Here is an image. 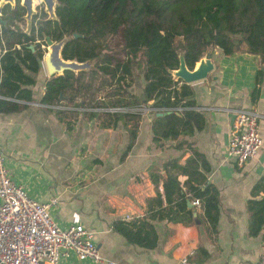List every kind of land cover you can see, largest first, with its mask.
Segmentation results:
<instances>
[{
  "label": "crops",
  "instance_id": "0c3cea01",
  "mask_svg": "<svg viewBox=\"0 0 264 264\" xmlns=\"http://www.w3.org/2000/svg\"><path fill=\"white\" fill-rule=\"evenodd\" d=\"M206 53L212 70L206 78L188 84L194 91L196 106L201 108L196 110L198 124L190 135L167 139L162 147L153 142L152 112L143 115L128 150L127 129L121 124L114 129L100 128L81 110L72 111L76 117L69 128L49 109L26 105L19 111L0 112V149L11 179L37 201L56 198L50 213L58 226L82 224L92 231L105 259L101 263L80 259L69 251L61 256L60 264H264V230L249 235L247 211L253 187L264 179V67L260 55L245 47L229 54L212 47L203 57ZM88 63L87 69L93 66V62ZM198 63L186 66L192 70ZM259 69L263 78L257 84ZM72 74L78 81L73 89L66 90V95L73 103L62 101L70 106L120 101L128 93L143 99V79L137 90L132 84L125 87L127 93L119 99L114 90L106 95L92 90L91 80L85 83V69ZM47 78L41 67L32 87L34 101L40 100ZM102 80L105 82L103 76ZM255 87L259 92L252 100ZM237 108H254L263 115L259 123L263 144L242 166L227 154L233 110ZM184 141L202 153L210 165L208 182L219 193L217 233H208L200 210L194 207L196 220L190 224L151 220L157 239L154 248L129 243L113 229V223L145 216L146 200L163 191L162 180L153 182L150 174L163 175L162 165L171 158H180L184 163L191 155V149L180 144ZM178 179L183 182L186 176L179 175ZM263 195L260 191L257 197Z\"/></svg>",
  "mask_w": 264,
  "mask_h": 264
},
{
  "label": "trees",
  "instance_id": "16d2710c",
  "mask_svg": "<svg viewBox=\"0 0 264 264\" xmlns=\"http://www.w3.org/2000/svg\"><path fill=\"white\" fill-rule=\"evenodd\" d=\"M0 95L22 101H33L32 87L41 70L43 51L36 48L34 42L46 37L61 40L70 32L62 48L64 60L75 59L78 62L94 61L91 71L107 78L119 73L130 75L133 66L142 70L144 81L143 99L128 93L122 100L102 103L123 104L125 106L149 105L156 108H168L167 113L156 115L151 122L153 142L162 147L167 139L178 135H190L198 124L196 110L176 111L177 106H196L194 91L188 84L175 80L172 71L179 66V54L190 68L203 56L209 47L221 50L225 54L241 48L259 54L264 67V0H55L54 18L42 15L34 20L29 39L23 50L17 42L23 38L22 30L16 26L24 19L21 6L6 3L0 7ZM80 34L78 37L73 36ZM119 35L126 58L120 59L106 49V40ZM70 36V37H69ZM263 78V71L257 70L256 83ZM77 76L66 71L61 76H51L45 80L40 102L59 104L73 103L66 90L73 89ZM126 83V82H125ZM129 86L128 84H126ZM123 92V91H122ZM259 92L255 87L251 98ZM121 95H116L121 98ZM61 96L63 98H61ZM67 104V105H68ZM26 105L7 99H0V112L19 111ZM78 106V105H74ZM58 120L67 128L72 124V110L55 111ZM100 128H116L121 124L129 133L127 150L137 136L143 114L140 112H92ZM191 149V155L184 163L180 158H171L162 165L164 174L151 173L153 182L162 180L163 191L157 192L146 200L145 216L131 220H117L113 229L129 243L145 248L157 245L156 234L151 220L166 219L172 223L190 224L195 219L188 201H198L196 211L208 226V233H217L219 217V193L208 182L210 165L204 155ZM179 175L186 176L180 182ZM264 179L252 189L247 201L249 213L248 233L257 235L264 230Z\"/></svg>",
  "mask_w": 264,
  "mask_h": 264
},
{
  "label": "built area",
  "instance_id": "2783aa9c",
  "mask_svg": "<svg viewBox=\"0 0 264 264\" xmlns=\"http://www.w3.org/2000/svg\"><path fill=\"white\" fill-rule=\"evenodd\" d=\"M41 67L45 68L42 61ZM2 98L53 111L81 110L82 113L88 114L140 112L144 115L169 110L144 104L125 106L113 103L108 105L95 103L81 105L78 108L62 102L46 104L34 100L5 98L0 95V99ZM173 109L178 112L183 109L200 110L201 108L177 106ZM233 111L234 118L229 131L227 154L237 166H242L257 154L263 144L259 131V123L263 115L254 108H237ZM4 159L0 149V264H60L61 256L69 251L74 252L80 259L89 258L100 263L105 261L100 255L92 231L82 224L59 227L50 213V207L55 205L56 198L48 202L31 198L21 185L11 179L5 168ZM193 204L198 205V201H193ZM106 264L114 263L106 261Z\"/></svg>",
  "mask_w": 264,
  "mask_h": 264
},
{
  "label": "water",
  "instance_id": "95a60500",
  "mask_svg": "<svg viewBox=\"0 0 264 264\" xmlns=\"http://www.w3.org/2000/svg\"><path fill=\"white\" fill-rule=\"evenodd\" d=\"M11 1V0H10ZM12 3V2H9ZM46 7L48 11H52L54 2L53 0H45ZM27 8V18H29L30 14L32 13V9L30 4H26ZM0 23L5 24L6 22L1 19L0 16ZM80 34L75 33L73 36L78 37ZM67 38H62L58 42H54L49 37H46V44L49 46V51L47 54L42 58V62L44 64L45 70L49 77L51 76H61L66 71H70L76 73L80 70H84L89 65L87 62H78L75 59L73 60H64L61 57V51L63 46L65 45ZM31 49L33 48V44L30 45ZM213 65L210 60V56L208 53L205 56L199 59L198 65L190 70L187 68L185 59L182 53L179 54V66L176 70L172 71L173 78L175 80L179 79L182 83L191 84L197 81H200L206 78L207 74L212 70ZM62 98V96H61ZM165 112H158L156 115L161 116L166 114ZM188 206L190 208H194V204L188 201ZM194 211V209H193Z\"/></svg>",
  "mask_w": 264,
  "mask_h": 264
},
{
  "label": "rangeland",
  "instance_id": "374dc122",
  "mask_svg": "<svg viewBox=\"0 0 264 264\" xmlns=\"http://www.w3.org/2000/svg\"><path fill=\"white\" fill-rule=\"evenodd\" d=\"M53 2H54V6H53L52 11H48V9L46 8V3L42 2V6H43L42 16L44 18L48 19V18H54L55 17V14H54L55 0H53ZM3 4H5L4 0H0V7ZM31 24H32V21L30 19H27L26 17L21 22L16 23V26H18L22 30V34H23V38L17 42V46L20 50H23L27 43H30V45L32 44V42L29 39H26V37L29 36V34H30L29 32L31 29ZM68 35H71V33L70 32L65 33L64 34L65 38ZM54 42H58V40H55ZM105 43H106L105 44L106 49H104V51L107 50L109 52H113L116 56H118V58H120L122 60L126 58L125 52L122 49L121 39H120L119 35H115V36L108 38ZM35 44L37 45L36 48H40L43 51V53H45L44 51H46V54H47V52L49 51V46L46 44V42L43 43L42 40H37L36 42H34V45ZM209 49H212V47H209L208 50ZM91 62H94V61H91ZM92 73L93 72L91 71V67L89 69H87V68L85 69V74H86L85 83L88 84V81L91 80L92 90L94 89L95 91L102 92L105 95L107 93L109 94L110 91H113V90L115 91L116 94L121 95L124 92L125 87H127V85L125 83L126 78L129 81V85L132 84V86L136 90H137V85L142 81V70L137 68L136 66H133L131 74L126 76V77L124 75L122 76V74H120V73L112 79L107 78V77H103L105 79V82L103 80L100 81V79L102 78L101 75L98 78L97 76H95L97 74H92ZM94 77H96L97 80H95ZM93 79H94V81H93ZM113 83H115L116 85L113 86L112 85ZM91 92H93V91H91ZM122 96H124V95H122ZM118 103H120V101Z\"/></svg>",
  "mask_w": 264,
  "mask_h": 264
},
{
  "label": "flooded vegetation",
  "instance_id": "af4514ba",
  "mask_svg": "<svg viewBox=\"0 0 264 264\" xmlns=\"http://www.w3.org/2000/svg\"><path fill=\"white\" fill-rule=\"evenodd\" d=\"M5 4H12L11 6L15 7V6H21L24 10V18H27V8H26V4H30L31 9H32V13L30 14L29 18L32 21L31 27L33 25V21L38 19L39 16H41L43 14V6H42V2H45V0H4ZM12 2V3H9ZM47 8V7H46Z\"/></svg>",
  "mask_w": 264,
  "mask_h": 264
}]
</instances>
